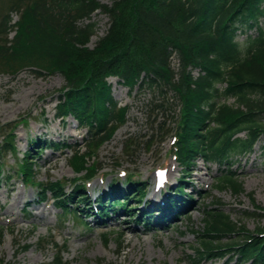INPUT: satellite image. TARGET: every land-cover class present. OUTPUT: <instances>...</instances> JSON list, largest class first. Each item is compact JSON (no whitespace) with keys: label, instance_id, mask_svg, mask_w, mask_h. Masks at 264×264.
<instances>
[{"label":"trees","instance_id":"obj_1","mask_svg":"<svg viewBox=\"0 0 264 264\" xmlns=\"http://www.w3.org/2000/svg\"><path fill=\"white\" fill-rule=\"evenodd\" d=\"M98 12L109 18L110 27L91 49ZM12 13L19 16L16 24ZM173 56L178 69L172 65ZM25 70L39 77L63 76L56 116L62 121L73 117L89 132L88 151L76 152L71 159L75 173L83 175L72 181V194L65 193L61 181L37 185L38 196L53 195L57 209L67 213L78 200L91 210L86 183L98 170L89 159L127 122L128 107L115 100L111 78L131 93H151L152 110L170 117L173 140L168 155L184 175L202 159L225 169L217 183L220 190L244 193L243 183L229 169L264 140V0H13L10 13L0 20V76ZM12 138V133L5 137L0 149L14 152ZM66 147L67 143L32 139L23 153L20 175L34 180L35 160L48 148ZM1 168L0 184L5 174ZM124 174L126 180L113 179L99 190L101 218L122 212L137 224L167 227L197 207L185 176L176 186L162 189V203L147 201L145 210L136 213L151 184ZM219 204L207 208L203 229L194 234L198 261L264 264V230L242 229ZM262 214L264 210L256 208L244 217L259 219ZM4 233L0 228V246ZM103 237L110 242L108 234ZM54 264L67 262L58 255Z\"/></svg>","mask_w":264,"mask_h":264},{"label":"rangeland","instance_id":"obj_2","mask_svg":"<svg viewBox=\"0 0 264 264\" xmlns=\"http://www.w3.org/2000/svg\"><path fill=\"white\" fill-rule=\"evenodd\" d=\"M12 1L0 0V20L10 13ZM104 3L111 4L110 1ZM12 17L16 20L17 14L12 13ZM93 21L98 27L89 43L91 49L107 35L110 27L109 18L101 12L94 15ZM240 40L244 37L240 36ZM109 82L119 106L128 107L127 122L110 142L95 151L93 159H89L90 165L95 162L98 173L86 184L88 192L106 187L113 179L126 180L121 175L123 172L132 173L144 182L148 180L152 189L155 171L165 170L171 174L170 182L176 184L186 175L168 155L173 140L172 120L152 110L149 103L154 96L151 93L139 90L131 93L117 79L111 78ZM64 85L61 75L39 77L30 70L13 77L0 76V144L12 133L15 149L14 152L0 149V165L5 173L0 184V228L5 230L0 264H54L56 256L61 255L58 247L67 250L61 255L67 264H226V259L200 262L193 251L198 249L199 243L194 234L203 229L207 208H217L219 203L242 229L264 230V217H244L245 212L253 213L256 208L264 210V140L252 154L238 157L230 166L229 170L244 185L242 195H235L230 189L220 190L217 183L225 169L199 159L186 176L191 182L187 192L195 195L197 207L167 228L153 229L136 224L128 217L113 219L102 227L87 219L86 214L82 217L61 212L50 194L46 201L38 202L36 187L20 175L23 153L32 139L65 142L70 146L58 151L46 149L35 160L33 183L61 181L70 193L71 181L83 176L74 173L71 159L76 152L88 151L89 132L73 117L64 121L57 118L56 109ZM8 175L11 181H7ZM104 234L109 235V243H105ZM26 245H30L29 250H25ZM228 264L238 263L233 260Z\"/></svg>","mask_w":264,"mask_h":264},{"label":"bare ground","instance_id":"obj_3","mask_svg":"<svg viewBox=\"0 0 264 264\" xmlns=\"http://www.w3.org/2000/svg\"><path fill=\"white\" fill-rule=\"evenodd\" d=\"M14 188H15V187H14ZM14 188H13V189H14ZM26 204H27V203H26ZM7 215H10V216H11V215H12V213H8ZM31 261H32V260H31ZM35 261H36V260H35ZM35 261H34V262H35Z\"/></svg>","mask_w":264,"mask_h":264}]
</instances>
